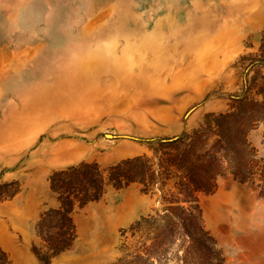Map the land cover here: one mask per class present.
I'll return each mask as SVG.
<instances>
[{
	"label": "rangeland",
	"instance_id": "obj_1",
	"mask_svg": "<svg viewBox=\"0 0 264 264\" xmlns=\"http://www.w3.org/2000/svg\"><path fill=\"white\" fill-rule=\"evenodd\" d=\"M263 31L264 0H0V197L19 189L0 200V248L12 263L40 264L53 172L149 153L148 139L237 110L253 120L237 149L249 180L221 176L199 204L226 264H264ZM159 208L136 185L109 190L77 211L73 247L49 264L118 263L130 226Z\"/></svg>",
	"mask_w": 264,
	"mask_h": 264
},
{
	"label": "trees",
	"instance_id": "obj_2",
	"mask_svg": "<svg viewBox=\"0 0 264 264\" xmlns=\"http://www.w3.org/2000/svg\"><path fill=\"white\" fill-rule=\"evenodd\" d=\"M261 43V55H256L260 58L264 31ZM252 121L244 120L237 110L208 114L192 132L148 139L149 153L108 166L81 162L53 172L49 187L56 205L35 224L33 254L40 264H49L70 250L77 239L78 210L100 201L109 190L136 185L142 194L156 197L160 208L130 226V237L137 239L134 249L116 264H165L170 259L176 264H226L205 228L199 195L214 193L218 178L227 174L240 182L249 180L248 166L245 174L239 168L237 149L248 145ZM18 192H3L0 200ZM0 264H13L2 248Z\"/></svg>",
	"mask_w": 264,
	"mask_h": 264
},
{
	"label": "bare ground",
	"instance_id": "obj_3",
	"mask_svg": "<svg viewBox=\"0 0 264 264\" xmlns=\"http://www.w3.org/2000/svg\"><path fill=\"white\" fill-rule=\"evenodd\" d=\"M251 11V10H250ZM245 12V11H244ZM246 12H248V11H246ZM251 13V12H250ZM243 23H245V21L243 22ZM50 89V88H49ZM44 90H46V89H44ZM53 90V89H52ZM26 109V108H25ZM112 213V212H111ZM109 214V213H108Z\"/></svg>",
	"mask_w": 264,
	"mask_h": 264
}]
</instances>
